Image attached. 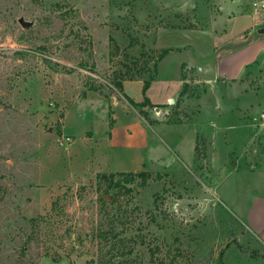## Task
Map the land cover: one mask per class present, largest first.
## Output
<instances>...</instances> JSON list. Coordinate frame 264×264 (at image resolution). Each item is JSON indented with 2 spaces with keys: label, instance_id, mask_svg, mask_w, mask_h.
Segmentation results:
<instances>
[{
  "label": "rangeland",
  "instance_id": "obj_1",
  "mask_svg": "<svg viewBox=\"0 0 264 264\" xmlns=\"http://www.w3.org/2000/svg\"><path fill=\"white\" fill-rule=\"evenodd\" d=\"M262 1L0 0V264H264V240L243 211L264 198V176L242 173L264 172V63L236 79L210 70L216 52L224 63L247 42L232 38L241 27L226 21L252 11L263 21ZM65 5L75 14L64 17ZM141 46L147 58L186 50L168 52L159 75L158 62L145 97L174 96L177 62L191 58L179 68L189 90L144 109L171 124L141 117L159 139L147 164L124 152L102 170L95 153L115 125L93 124L107 118L110 102L138 114L113 81ZM123 93L143 100L140 83ZM141 171L161 178L107 194V181L98 187V173Z\"/></svg>",
  "mask_w": 264,
  "mask_h": 264
},
{
  "label": "crops",
  "instance_id": "obj_2",
  "mask_svg": "<svg viewBox=\"0 0 264 264\" xmlns=\"http://www.w3.org/2000/svg\"><path fill=\"white\" fill-rule=\"evenodd\" d=\"M254 12L255 11H252L251 13H248V12L241 13L239 14L238 17L234 18L233 20L228 19V21H226V24L227 23L230 24L228 25V27L229 26L236 27V25H240L241 27V29L235 30V31H238V33L234 34V36L232 35L230 36H232V38L234 39H236L237 37L243 38L244 41H247V42H246L245 47L243 48V51L239 53L240 55L238 56L234 55L232 57L233 55L232 53L227 57L226 60H224V63L219 62L217 59L218 55L221 52H216L215 53L216 55L215 63L217 66H215V68L210 67V70H212L213 73L215 72V74H221L220 76L225 79H236L242 75V72L244 71L246 65L252 64L253 62H258V64L264 63V33H258V30L264 28V20L263 21L254 20L253 19ZM244 19H249V23L247 25L245 24V22L244 24L241 23ZM228 38L225 39L223 42H226L227 44L230 43L231 41ZM220 45H221L220 49H222L223 47H226L225 44L222 42L220 43ZM220 49L219 51H221ZM172 51H175L179 55H181V53L185 52L186 50L185 49H172L170 52ZM231 51L233 50L231 49L229 53H231ZM228 58L229 59L234 58V59L232 62H230ZM194 60L195 59L190 58L186 60H180L177 62L178 78H179L180 86L178 87L176 94L180 92L181 87H182V77H181L182 74L179 72V68H181L183 64H188V65L192 64ZM162 61L163 60H161L159 63L157 75L160 74ZM154 81H152L151 83H153ZM126 83H136V84L140 83V85L142 86V80H134V81H124L122 83V88H124V85ZM147 92L148 91H146V93ZM176 94L174 96H176ZM174 96L166 95L164 96L165 98L163 99H165V102H167L169 99H172ZM163 99L162 100H150V102L152 104L162 105L164 104ZM98 102H102V99L98 100ZM108 106H110L111 113L107 116V118H105L103 121H96V123L93 124V125H109V118H111L113 121L112 125H115L110 130L109 138H106V139L103 138L102 145L97 147V151L95 153V160L97 161V163L98 164L103 163L105 168H103L102 170H107V168L112 165L111 162L114 156L118 155L119 153L127 152V153H133V154L138 153V155L140 156L141 162L144 164H147V162L150 161V159L152 158L148 155V147L150 146L152 140H154V142H158L159 139L156 138L154 132L151 129H150V132L148 131V128L146 127V125L148 124L141 119L140 115L138 114L131 115L124 110L118 111L117 109L114 108V105L111 102L110 104H108ZM154 120L157 121L158 123L155 125L160 126V128H164V127L167 128L166 126L163 127L162 125H171V124L161 123L157 119H154ZM127 130L133 132L131 136H128V137H131L129 139V142H126V136L123 137V135L127 133ZM116 138H118L117 142L119 143L117 144L118 145L117 148L121 150L122 152H118L116 149H114V147L116 146L114 144V141ZM136 139L139 140V144L129 145L130 142L136 143ZM151 145L156 147V143H153ZM156 156L162 157V156H158L157 154ZM237 172L238 171H235V170L231 171L228 173V176L234 173H237ZM242 173L248 174V175L257 174L259 176L260 175L264 176V172H259V171L252 172V171L243 170ZM254 196H256V194H254ZM250 206L251 207L249 208L247 207V209L245 208L243 210L244 212L249 213V215L245 217L248 223H250V225L252 226L251 229L252 230L254 229L257 236L261 238L262 240H264V198L260 199L259 197H256L252 201Z\"/></svg>",
  "mask_w": 264,
  "mask_h": 264
},
{
  "label": "trees",
  "instance_id": "obj_3",
  "mask_svg": "<svg viewBox=\"0 0 264 264\" xmlns=\"http://www.w3.org/2000/svg\"><path fill=\"white\" fill-rule=\"evenodd\" d=\"M64 10V17L70 16L75 14V10L71 8L70 6L65 5ZM112 46H111V53L117 54L119 51L118 45L114 42V40L110 39ZM141 52L138 57H133L126 55V59L128 60V63L123 64V70L118 71L114 73V81H113V87L117 90L119 94H121L125 100L130 104V106L134 108H138V114L144 119L148 120V122L151 123H157V121L152 120L148 117L147 112L144 110L145 108H159V107H165V104L157 105L152 104L150 100L145 97V93L148 90L150 84L152 81L155 80L156 73H157V64L160 62L164 56L170 52L172 49L170 48H163L160 49L156 56L147 58V54L144 47L141 46ZM146 57V59H144ZM149 63H152L151 66H149ZM94 64H92L93 66ZM82 66L85 67L83 64ZM183 66V65H182ZM145 74H149L148 79H144L143 76ZM134 80H142V95L143 100L141 102L135 103L132 101L128 96H126L123 93L122 83L124 81H134ZM182 80H185L184 75L182 74ZM88 91L92 92H98L101 94V91L99 87L95 85H89ZM189 90V85L187 83H183L181 90L179 92L180 96H184ZM86 93L83 94L85 96ZM108 113H111L110 106H108ZM174 123H179V121H176ZM113 124V121L111 118H109V126L111 127ZM56 134H60V129L55 130ZM196 149V147H195ZM116 177H119L120 179H116ZM96 178L98 180V187L101 186V184L105 181H107L106 187L104 189V193L107 194L111 189H123L125 190V184L133 183L137 179L140 180V186H146L147 182L151 179H160V175L156 174L155 176L152 175V173L147 171H141V172H113V173H98L96 175ZM122 178V179H121ZM126 191H129L127 188ZM101 201H104V197L102 196ZM55 205V202L52 204V207Z\"/></svg>",
  "mask_w": 264,
  "mask_h": 264
},
{
  "label": "built area",
  "instance_id": "obj_4",
  "mask_svg": "<svg viewBox=\"0 0 264 264\" xmlns=\"http://www.w3.org/2000/svg\"><path fill=\"white\" fill-rule=\"evenodd\" d=\"M259 8L264 9V1H262V2L260 3ZM257 119H258L259 122H260V125H259V126H261V127L264 126V111H262V112L258 115Z\"/></svg>",
  "mask_w": 264,
  "mask_h": 264
},
{
  "label": "water",
  "instance_id": "obj_5",
  "mask_svg": "<svg viewBox=\"0 0 264 264\" xmlns=\"http://www.w3.org/2000/svg\"><path fill=\"white\" fill-rule=\"evenodd\" d=\"M20 24L24 27V28H28L30 27V23L25 22L24 20L20 19L19 20ZM258 33H264V28L258 30Z\"/></svg>",
  "mask_w": 264,
  "mask_h": 264
}]
</instances>
